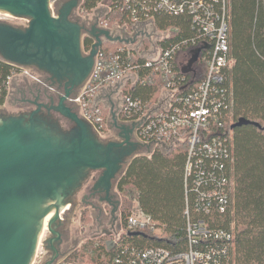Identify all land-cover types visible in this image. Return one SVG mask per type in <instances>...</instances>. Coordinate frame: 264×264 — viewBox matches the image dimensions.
I'll use <instances>...</instances> for the list:
<instances>
[{"label":"water","instance_id":"obj_1","mask_svg":"<svg viewBox=\"0 0 264 264\" xmlns=\"http://www.w3.org/2000/svg\"><path fill=\"white\" fill-rule=\"evenodd\" d=\"M58 1L52 4L53 15L50 0H0V13L28 19L29 22L27 27L22 28L21 23L0 19V60L22 68L35 62L54 77L84 80L95 68L92 65V69L90 61L97 56L102 41L97 38L92 55L84 57L79 26L67 19L61 20V13L69 7H79L82 0H68L59 15L56 11ZM108 11V7L100 5L93 11L94 15L83 18H92L96 22L92 27L97 30L99 18ZM101 28L104 29L105 42H122L128 50L135 49L141 57L153 61L159 58L168 38L156 31L152 18L136 23L132 34L126 31L125 25L119 29ZM200 53L201 49L194 52L182 67L183 74L192 72ZM28 74L27 71L10 80L6 107H0V264L34 263L43 223L50 213L53 216L47 223V230L52 237L43 243L46 250L56 255L54 260L57 264L82 240L103 235L100 234L102 229L107 233L105 235L114 234L116 242L121 239V234H126L121 223L122 203L113 189L135 156L152 153L155 143L162 151L168 152L165 142L153 140L144 143L136 132L160 109L169 112L171 100L179 92L177 89H164L159 104L154 105L148 115L140 121L121 122L119 113L126 97L121 98L119 89L125 86L128 79H132L134 85L138 78L129 72L123 78L115 79V84H111L113 79H110L108 86L99 88L100 93L94 96L91 107L94 110L97 103L102 102L105 109L110 108L106 123L110 133L102 137L84 117L80 103L76 101L82 92L75 99L80 117L66 105L69 95L60 98L57 106H52L73 125L66 132L40 116L42 107L49 110L46 105L36 104L33 111H29L33 107H24L19 89ZM22 108H27L28 112L21 113ZM89 172L100 175L93 186L94 194H101L98 204L103 208L102 205L108 203L111 210L100 225L96 211L91 209L94 226L89 227V232L80 238L79 215L76 212V223L72 222V215L77 205H80L79 209L87 206L83 198L86 193H80L75 198V204L74 197L82 189ZM66 216L68 230L65 235L68 240L59 253L56 247L61 236L58 229ZM72 224H76L73 235L70 234ZM111 246L112 243H109V250Z\"/></svg>","mask_w":264,"mask_h":264},{"label":"built area","instance_id":"obj_2","mask_svg":"<svg viewBox=\"0 0 264 264\" xmlns=\"http://www.w3.org/2000/svg\"><path fill=\"white\" fill-rule=\"evenodd\" d=\"M55 1L50 0L53 15ZM100 5L109 8L99 18L101 27L119 29L125 25L132 34L136 23L152 18L156 31L168 38L156 61L141 57L135 49L128 50L122 42H109L118 45L114 51L100 49L88 83L76 99L84 117L100 136H106L108 129H102L100 102L91 110L94 96L100 93L99 88L109 85L110 79L115 84V79L131 72L138 79L134 85L128 79L119 89L121 98L126 97L119 120L140 121L159 104L164 89H177L179 93L172 98L170 111L160 109L136 133L144 143L165 142L168 151L176 145L186 146L183 237L168 246L143 247L132 242L125 238L129 233H146L153 238H161L163 233L157 221L140 208L133 210L124 222L121 219L126 234H121L117 242L111 234L105 243L107 247L112 243L110 250L114 252L108 264H236L235 233L217 224L218 216L233 210L235 188L233 95L229 84L233 66L230 0H100L91 11L83 7L82 0L78 12L82 17L94 15ZM11 17L4 15L0 19ZM169 20H173L170 25ZM197 49H201L199 60L203 65L195 63L192 72L183 74L182 67L189 58L181 65V56H192ZM0 62L12 68L7 86L13 77L27 72L25 68ZM154 75L162 77L164 86L157 102L149 105L135 92L151 83ZM200 77L193 85V80ZM156 149L162 150L158 143L152 153ZM152 153L145 155L151 157Z\"/></svg>","mask_w":264,"mask_h":264},{"label":"trees","instance_id":"obj_3","mask_svg":"<svg viewBox=\"0 0 264 264\" xmlns=\"http://www.w3.org/2000/svg\"><path fill=\"white\" fill-rule=\"evenodd\" d=\"M99 1L83 0V7L91 11ZM114 20H111L112 24ZM172 23L173 20H169L168 25ZM230 26L233 66L229 84L233 95L235 188L233 210L218 216L217 224L235 233L236 264H264L263 0H230ZM117 46L107 42L102 45L101 51H114ZM197 65H203L201 60ZM11 73V66L0 62V105L5 104L7 79ZM148 75L149 72L145 76L148 78ZM201 78L193 80V85ZM150 79L151 83L135 92V96L149 105L157 102L164 86L161 76L154 75ZM100 107L102 129L105 130L108 111ZM124 118L120 116L121 120ZM185 157L186 146L176 145L168 152L156 149L151 157L135 156L127 165L117 181L122 222L133 211V200L125 196L127 193L123 194L130 187L137 193L139 208L159 223L163 233L161 238H153L146 233H129L125 238L143 247L168 246L174 240H181L185 208ZM99 252V264H108L114 255L107 246H102Z\"/></svg>","mask_w":264,"mask_h":264},{"label":"flooded vegetation","instance_id":"obj_4","mask_svg":"<svg viewBox=\"0 0 264 264\" xmlns=\"http://www.w3.org/2000/svg\"><path fill=\"white\" fill-rule=\"evenodd\" d=\"M68 0H59L56 5V11L59 15L61 13V10L65 6L66 2ZM62 18L61 20L64 21L67 19L69 22H72L74 24H77L80 28V35H81V51L84 57H90L92 54L93 46L98 43L97 38L102 41V45L105 43V36L102 34V29L97 24L96 28L97 30L93 29L95 21H92V18L84 19L78 12V7L70 8L65 12L61 13ZM29 23V22H28ZM27 23V24H28ZM25 25H21L22 28H24ZM28 26V25H27ZM26 26V27H27ZM102 47V46H100ZM99 47V48H100ZM101 49V48H100ZM96 56L92 57V60L90 61L91 66L95 65ZM94 66H92L93 69ZM25 69L28 71V76L23 78V87L19 89V94L22 96L21 103L24 107H33L29 111H33L36 109V104H43L46 105L47 108L42 107L40 116L51 123H54L59 126L60 130L62 132H66L72 128V124L67 119L63 118L61 114L55 112L52 109V106H57L60 103V98L69 95L66 100V105L71 107L73 111H75L79 117V107L75 103V99L77 96L82 92V90L85 88V86L88 83V80L91 76V72L85 78L84 80L76 81L77 79L74 77L67 78V77H58L49 74L47 71H45L42 68H39L35 62H31L30 64L25 66ZM27 108H22L21 113H27ZM112 133V132H111ZM117 141V138L115 139ZM94 172H89L86 176L85 181L82 184V189L77 193V195L74 197V204H75V198L79 196L80 193L85 192L83 198H85L87 206H94L93 210L97 213V221L100 223V225H103L106 212L104 211V208H102L98 202L100 200L101 194L95 193L93 191V186L95 182L98 180L99 176H95ZM89 183L90 186L88 185ZM88 185V186H87ZM98 201V202H97ZM74 208V205L72 206ZM67 216L62 223V225L59 227L58 231L60 233V239L57 242V250L59 253L62 252V249L64 248V245L67 244V236L65 235L66 231L68 230V224H66ZM105 236V230L102 229L101 233ZM52 237V235H48L47 239ZM45 248V246H44ZM46 250V249H45ZM46 257L43 258V264H47L50 262H53L52 264H55V254L46 250Z\"/></svg>","mask_w":264,"mask_h":264},{"label":"rangeland","instance_id":"obj_5","mask_svg":"<svg viewBox=\"0 0 264 264\" xmlns=\"http://www.w3.org/2000/svg\"><path fill=\"white\" fill-rule=\"evenodd\" d=\"M0 16L4 17L3 14H0ZM9 20L12 21L11 19ZM191 54L192 53H190L189 57L187 58L184 57L185 55H182L180 58V64L183 65L186 59L188 58L190 59L192 57ZM8 94H9V85H8ZM6 101H7V98H6ZM6 101H5V104L3 105L4 107H6ZM116 185H117V181H116ZM123 194H126L125 196H128L129 198L133 200L134 203H133L132 210L138 211L139 205L136 202V197H137L136 191H133L129 187L128 190H126ZM79 206L80 205H77L73 212L72 222L76 223V220H78V215H79V225H78L79 234H80V238H82L85 234L89 232V227L94 226V218L91 212L92 208H86L87 207L86 206V207L79 209ZM76 212L78 213V215ZM73 226L75 227L76 224H72L70 226L71 235H73V232H74ZM48 235H49V231L47 230V226H46V228H43V232L40 236V241H39L40 243H39V246L36 252V257L34 259L33 264H40L43 261V258L45 257V255L47 254L45 248L43 247L44 246L43 242L47 239ZM109 238H110L109 235H105V236L101 235L97 238L82 240L79 246H77L73 251H71L68 255H66L57 264H99V258H98V255L100 253L99 251L102 250V246H106L105 243Z\"/></svg>","mask_w":264,"mask_h":264},{"label":"crops","instance_id":"obj_6","mask_svg":"<svg viewBox=\"0 0 264 264\" xmlns=\"http://www.w3.org/2000/svg\"><path fill=\"white\" fill-rule=\"evenodd\" d=\"M5 20H9V19H11L12 21H16V22H18V23H21L22 25H25V24H27L28 23V19H24V18H16V17H11V18H4ZM28 25V24H27ZM26 25V26H27ZM100 104H101V106H103L104 107V104L102 103V102H100ZM105 108V107H104ZM107 111H108V116H109V112H110V108H107L106 109ZM110 133V130H108V134ZM113 192H116L117 194H118V199L120 200V202H121V194L119 193V191H118V189H117V185L114 187V189H113ZM103 206V208H104V211L106 212V216H109V213H110V210H111V206L108 204V203H106V204H103L102 205ZM86 208H92V206H87ZM93 209V208H92ZM120 210H121V207H120Z\"/></svg>","mask_w":264,"mask_h":264},{"label":"bare ground","instance_id":"obj_7","mask_svg":"<svg viewBox=\"0 0 264 264\" xmlns=\"http://www.w3.org/2000/svg\"><path fill=\"white\" fill-rule=\"evenodd\" d=\"M0 14H3V15H7V16H11V15H8V14H4V13H0ZM53 216V213H50L47 217H46V219L44 220V227L43 228H46V224L48 223V221H49V219H51V217Z\"/></svg>","mask_w":264,"mask_h":264}]
</instances>
